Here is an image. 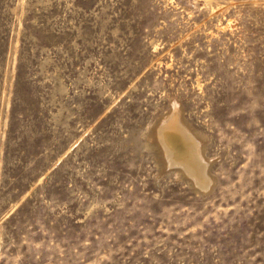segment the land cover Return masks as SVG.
<instances>
[{
	"label": "rangeland",
	"instance_id": "374dc122",
	"mask_svg": "<svg viewBox=\"0 0 264 264\" xmlns=\"http://www.w3.org/2000/svg\"><path fill=\"white\" fill-rule=\"evenodd\" d=\"M0 264H264V0H0Z\"/></svg>",
	"mask_w": 264,
	"mask_h": 264
},
{
	"label": "bare ground",
	"instance_id": "6f19581e",
	"mask_svg": "<svg viewBox=\"0 0 264 264\" xmlns=\"http://www.w3.org/2000/svg\"><path fill=\"white\" fill-rule=\"evenodd\" d=\"M157 132L156 141L164 165H168L194 190L209 191L214 178L210 173L211 161L204 152L203 139L187 126L180 112L174 111L167 117Z\"/></svg>",
	"mask_w": 264,
	"mask_h": 264
}]
</instances>
